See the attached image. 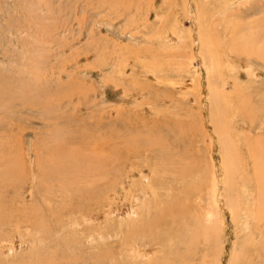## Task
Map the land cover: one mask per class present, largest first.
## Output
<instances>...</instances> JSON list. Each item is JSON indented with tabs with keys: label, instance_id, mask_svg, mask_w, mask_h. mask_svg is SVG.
I'll return each instance as SVG.
<instances>
[{
	"label": "rangeland",
	"instance_id": "rangeland-1",
	"mask_svg": "<svg viewBox=\"0 0 264 264\" xmlns=\"http://www.w3.org/2000/svg\"><path fill=\"white\" fill-rule=\"evenodd\" d=\"M255 138L264 0H0V264H264Z\"/></svg>",
	"mask_w": 264,
	"mask_h": 264
},
{
	"label": "bare ground",
	"instance_id": "bare-ground-1",
	"mask_svg": "<svg viewBox=\"0 0 264 264\" xmlns=\"http://www.w3.org/2000/svg\"><path fill=\"white\" fill-rule=\"evenodd\" d=\"M239 6V5H238ZM235 33V32H234ZM237 33V32H236ZM35 66V65H34ZM34 68V67H33ZM35 70V69H34ZM40 78V77H39ZM41 79V78H40ZM39 79V80H40ZM33 85V84H32ZM35 85V84H34ZM37 85V84H36ZM39 88V87H38ZM33 89V88H32ZM31 89V90H32ZM4 92V91H3ZM36 93V92H35ZM47 93V92H46ZM216 95V94H215ZM214 95V96H215ZM213 96V98H215ZM214 100V99H213ZM45 101V100H44ZM224 107V106H223ZM222 107V108H223ZM224 109V113H226V111H225V109L226 108H223ZM221 110V109H220ZM227 110V109H226ZM219 112V111H218ZM220 117H219V120L221 119H223V116H222V118H221V115L220 114H222V112L219 114V113H217ZM226 114H228V112L226 113ZM217 115V116H218ZM223 115V114H222ZM226 116H228V115H226ZM218 118V117H217ZM216 120H218V119H216ZM218 120V121H219ZM252 120V119H251ZM223 121V120H222ZM216 122V121H215ZM224 122V121H223ZM223 122H221L220 121V124H222L223 125ZM225 123V122H224ZM213 124H215V123H213ZM214 126V125H213ZM217 125H215V127H216ZM225 126V125H224ZM221 127V126H220ZM216 130H217V128H215ZM224 129H225V127H224ZM221 130V131H220ZM218 131V130H217ZM219 131L220 132H222V129H219ZM218 131V132H219ZM147 138V137H146ZM256 139V138H255ZM148 139H146V141H147ZM150 140V139H149ZM156 141H158V140H155L154 141V139H152V142L154 143H159L160 141H158V142H156ZM247 141V149H248V154H249V156L250 157H252V159L254 160L253 161V163H254V174H253V176L251 177V179H252V182L254 181L255 182V184H256V193H257V195L255 196V201L258 203V199H259V206L260 207H262L263 205H264V199H262V197L264 196V139L262 140V139H256V140H252V141H249V140H246ZM162 142H160L159 144H161ZM149 144V145H148ZM158 144V145H159ZM154 145H157V144H152V146H154ZM147 146H150V143H147ZM134 147H136V145L134 146ZM101 148V147H100ZM72 153V152H71ZM239 153V152H238ZM228 155V154H227ZM74 156H76V154L74 155ZM226 157V156H225ZM54 158V157H53ZM114 158V157H113ZM55 159H56V157H55ZM251 159V160H252ZM242 160H243V158H242ZM224 161V160H223ZM225 161H226V158H225ZM224 161V162H225ZM79 162V161H78ZM242 162V161H241ZM61 164H62V162H61ZM60 164V165H61ZM54 166V165H53ZM59 167V166H58ZM62 167H63V165H62ZM66 167V166H65ZM64 168V167H63ZM69 168V167H68ZM80 168V167H79ZM233 167H231V164H229V160H227V163H226V167H224L223 169H225V175L227 174V176H228V174L230 173V174H232V175H230V177H227L226 178V182H228V183H231L232 182V184H233V182H236V181H238L239 183H240V181L237 179V177H236V175L234 174V173H231V170L230 169H232ZM65 169V168H64ZM229 169V170H228ZM234 170V169H233ZM233 170H232V172H233ZM245 170V168L243 169V171ZM224 172V171H223ZM12 173V172H11ZM186 174V173H185ZM224 175V176H225ZM229 178L231 179L230 181L231 182H229ZM191 179V178H190ZM248 180V179H247ZM225 181V180H224ZM244 181H246V180H244ZM249 181H250V179H249ZM146 182V181H145ZM237 182V183H238ZM148 183V182H147ZM147 183H146V186H147ZM151 182H149V184H150ZM227 183V184H228ZM236 183V184H237ZM242 183V182H241ZM248 183V182H247ZM141 184H143V183H141ZM200 184V183H199ZM243 184V183H242ZM242 184H240V185H242ZM245 184V183H244ZM216 185V184H215ZM214 185V192H213V194H214V196H218V192H217V190H218V186L216 185L215 186ZM226 185V184H225ZM233 185H235V183L233 184ZM247 184H245L244 186H246ZM249 185V184H248ZM247 185V186H248ZM237 186V185H236ZM236 186H235V188H236ZM238 186H239V184H238ZM150 187H152V185H150ZM231 187V186H230ZM229 187V188H230ZM232 187H234V186H232ZM153 188V187H152ZM151 188V189H152ZM234 188V189H235ZM196 189V188H195ZM233 189V190H234ZM241 189H243L242 187H241ZM147 190V189H146ZM146 190H145V192H146ZM230 190V189H229ZM237 190V189H236ZM226 191H227V189H226ZM235 192H237V191H235ZM239 192V191H238ZM236 193V194H239V193ZM245 192H247V190H245ZM228 193V192H227ZM241 193V192H240ZM151 194H153V192H150V194L149 195H151ZM234 194V193H233ZM245 194V193H244ZM148 195V194H147ZM229 195V194H228ZM232 195V194H231ZM243 194L241 193V196L240 197H242L243 198V196H242ZM172 196V195H171ZM235 197H239V195L238 196H236V195H234ZM246 196H248V195H246ZM254 196V195H253ZM252 196V197H253ZM155 197V195H153V198ZM228 197V196H227ZM230 197H232V196H230ZM239 197V198H240ZM250 197V196H249ZM233 198V197H232ZM236 198V199H237ZM241 198V199H242ZM214 199H217V198H214ZM240 199V200H241ZM252 200H253V198H252ZM154 201V200H153ZM163 201V200H162ZM180 201V200H179ZM179 201H177V202H173V203H171V204H169V206L166 208H163L162 206H161V204L162 203H158L157 202V204L156 205H154V207H156V208H158L159 209V212H158V214H156V215H153L152 217V219L149 221V222H143V220H141V218H140V220H138L137 221V223H135V222H133V221H129V223H130V225L132 224V226L133 227H135L136 228V232H135V234H134V236H136V237H142L143 235L145 236V238H146V236H147V234L149 233V232H155L156 234H157V232H159V231H161V228H166V227H168V220H171V222L173 221H175L176 220V217H177V219L179 220L180 219V216H182V217H184L186 220H187V223L189 224V222H188V219H187V217H189L190 218V216H187V215H189V214H187L186 215V213H187V211L189 212L190 211V208L186 205V204H181V203H179ZM238 201H239V199H238ZM243 201V200H242ZM254 201V202H255ZM185 202H186V198H185ZM234 202L235 201H231L230 203H229V208H230V210L229 211H231V212H233V209H235L236 207H238V206H236V207H234ZM245 202V201H244ZM247 202H248V200H247ZM246 202V203H247ZM164 203V202H163ZM236 203H237V201H236ZM239 203L241 204L242 202H240L239 201ZM246 203H244V204H246ZM253 203V202H252ZM257 203H255V205L257 206ZM232 204V205H231ZM262 205V206H261ZM240 206V205H239ZM258 207V206H257ZM262 208H264V207H262ZM257 209V208H256ZM258 210H259V208H258ZM251 211H253V210H251ZM191 213V212H190ZM253 214V213H252ZM261 214H262V212H261ZM261 214H260V216H261ZM208 215V214H207ZM233 215H234V212H233ZM237 215H238V212H237ZM259 215V214H258ZM263 215V214H262ZM146 216L148 217L149 216V213H147L146 212ZM234 219V218H233ZM180 220H182V219H180ZM177 221V220H176ZM254 221V220H253ZM264 221V220H263ZM173 222H172V225H173ZM186 221H184L183 220V224L185 223ZM180 222H178V224H179ZM235 223V222H234ZM135 224L137 225V226H135ZM177 224V225H178ZM181 224H182V221H181ZM143 225H144V228H143ZM180 225V224H179ZM189 225H194V228H189V232H191L190 230H192V233L190 234L189 232H187V234L189 233V239L191 240V239H194V240H196L198 237H202L201 235L200 236H198V237H196V234L199 232V231H202L201 232V234H203V237H205L206 239L208 238V237H206V236H210L211 234V232H210V230L212 229L211 227L212 226H205V225H199L197 222H195L194 224L192 223V224H189ZM239 225V224H238ZM182 225H180V226H178L179 227V229H180V227H181ZM128 227V226H127ZM174 227H175V225H174ZM177 227V226H176ZM183 228H186L185 227V225H183L182 226ZM131 228V227H130ZM135 228H134V230H135ZM172 228V227H171ZM188 228V227H187ZM186 228V229H187ZM211 228V229H210ZM216 226H215V230H216ZM254 228V227H253ZM258 228V227H257ZM256 228V229H257ZM144 229V230H143ZM173 229V228H172ZM176 229V228H175ZM259 229V228H258ZM130 230V229H129ZM164 230H166V229H164ZM169 230V229H168ZM178 232H175V233H178L179 234V232H180V230H178V229H176ZM176 230H173V231H176ZM184 230V229H183ZM215 230L213 231V230H211V231H213L212 233L214 234V232H215ZM260 230V229H259ZM168 232H170V231H168ZM168 232H165V233H168ZM182 232H184V231H182ZM217 232V231H216ZM216 232H215V234H216ZM130 233H131V231H130ZM171 233V232H170ZM181 233V232H180ZM132 234V233H131ZM162 234H163V232H162ZM174 234V233H173ZM185 234V233H184ZM247 234H249V233H247ZM263 234H264V232H263ZM158 235H159V233H158ZM181 235V234H180ZM251 235V234H250ZM129 236V235H128ZM133 236V237H134ZM155 236V235H154ZM172 236V235H171ZM170 236V237H171ZM175 236V238H177L176 237V235H174ZM173 236V237H174ZM183 236V233H182V235H181V237ZM131 237V236H130ZM180 237V238H181ZM184 237V236H183ZM251 237V236H250ZM257 237V236H256ZM263 237V236H262ZM152 238V237H151ZM158 238V237H157ZM185 238V237H184ZM248 238V237H247ZM264 238V237H263ZM262 238V239H263ZM128 239V238H127ZM154 239V238H153ZM171 239V238H170ZM204 239V238H203ZM249 239H251V238H249ZM248 239V240H249ZM137 240V239H136ZM158 240H159V238H158ZM162 240H163V238H162ZM161 240V238H160V242L162 241ZM165 240V239H164ZM193 240V241H194ZM244 240H246V239H244ZM141 241V240H140ZM155 241V240H154ZM171 241H172V239H171ZM173 241L175 242V240L173 239ZM179 241H181V239L179 240ZM178 241V242H179ZM184 241V240H183ZM186 241H188V240H186ZM186 241H185V243L184 242H182V243H184V245L185 244H188V247L185 245V247L188 249V248H190V246H189V243H186ZM197 242H199L198 241V239L196 240ZM247 241V240H246ZM123 242V241H122ZM126 242H128V241H126ZM131 242H134V239H133V241H131ZM168 242H170V240L168 241ZM189 242V241H188ZM124 243V242H123ZM135 243V242H134ZM171 243V242H170ZM169 243V244H170ZM181 243V242H180ZM180 243H179V245H180ZM250 243V242H249ZM261 243H262V245H261V247H260V250H259V254L262 256V258H264V239H263V241H261ZM140 245V244H139ZM164 245V244H163ZM182 245V244H181ZM184 245H182V246H184ZM190 245H192V243H190ZM250 247L252 246V244H248ZM247 245V246H248ZM128 246H129V244H128ZM147 246V245H146ZM158 246V245H157ZM166 246H167V244H166ZM159 247H160V245H159ZM163 247H165V246H163ZM196 246H194V252H195V250H196V248H195ZM110 248V247H109ZM122 248H124V247H122ZM151 248V247H150ZM158 248V247H157ZM157 248H156V250H157ZM167 248H168V246H167ZM166 247H165V249H167ZM154 249V248H153ZM163 248H161V250H162ZM186 249V251L188 252H191L192 250H187ZM150 250V249H149ZM183 250H185V249H183ZM177 250H175L174 252L177 254V256H178V254H180L179 255V257L178 258H180V256H181V253H177L176 252ZM185 251V253L187 254V252ZM122 252V251H121ZM150 252V251H149ZM159 252V251H158ZM163 252H164V250H163ZM184 252V251H183ZM182 252V253H183ZM194 252H192V253H194ZM107 253V252H106ZM109 253V252H108ZM155 253V252H154ZM173 253V252H172ZM175 253H173V255L172 256H174V255H176ZM191 253V254H192ZM244 253V252H243ZM153 254V253H152ZM158 254V253H157ZM186 254H182L183 255V257H186ZM185 255V256H184ZM188 255H190V253L188 254ZM194 256L196 255V252L193 254ZM52 256V255H51ZM163 256H165L166 257V255H163ZM171 256V257H172ZM176 256V257H177ZM191 256V255H190ZM204 256V255H203ZM202 256V257H203ZM206 256V255H205ZM204 256V257H205ZM256 256V255H255ZM260 256V257H261ZM100 257H105V256H102L101 254H100ZM170 257V258H171ZM182 257V258H183ZM201 257V258H202ZM46 258V257H45ZM49 258H51V257H49ZM48 258V259H49ZM97 258V257H96ZM158 258V257H157ZM187 258V257H186ZM188 258H190L189 256H188ZM194 258V257H193ZM29 259V258H28ZM100 259H102V258H100ZM165 259V258H164ZM174 259V258H173ZM172 259V260H173ZM35 260V259H34ZM34 260H32L33 262H35ZM46 260V259H45ZM145 260V259H144ZM168 260V259H167ZM178 260V259H177ZM185 260V259H184ZM31 261V260H30ZM38 261V260H37ZM36 261V262H37ZM96 262H98L97 260H95ZM94 261V262H95ZM143 261V260H142ZM148 261V263L147 264H151L152 262H151V260L149 259V260H147ZM187 261V260H186ZM194 261V260H193ZM200 261H202V260H200ZM204 259H203V262L202 263H204ZM28 262V261H27ZM43 262V261H42ZM47 262V261H46ZM100 262V261H99ZM192 262V261H191ZM247 262V261H246ZM262 262V261H261ZM26 263V262H25ZM40 263V262H39ZM178 263H179V261H178ZM198 263H199V261H198ZM207 263V262H206ZM206 263H204V264H206ZM29 264V263H28ZM36 264H38V262L36 263ZM43 264V263H42ZM103 264H105V263H103ZM153 264V263H152ZM154 264H175L174 263V261H165V260H161V259H158V260H156L155 262H154ZM180 264H181V262H180ZM183 264H185L184 263V261H183ZM187 264V263H186ZM189 264V263H188ZM193 264V263H192ZM199 264H201V263H199ZM208 264V263H207ZM263 264V263H262Z\"/></svg>",
	"mask_w": 264,
	"mask_h": 264
}]
</instances>
